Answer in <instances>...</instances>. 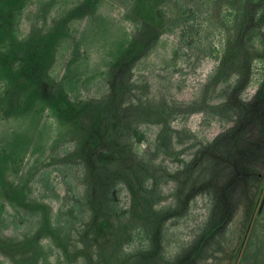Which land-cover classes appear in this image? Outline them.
Listing matches in <instances>:
<instances>
[{
  "label": "rangeland",
  "instance_id": "374dc122",
  "mask_svg": "<svg viewBox=\"0 0 264 264\" xmlns=\"http://www.w3.org/2000/svg\"><path fill=\"white\" fill-rule=\"evenodd\" d=\"M58 21L64 113L0 184V264H264V0H25L11 23ZM3 86L0 151L29 121Z\"/></svg>",
  "mask_w": 264,
  "mask_h": 264
},
{
  "label": "trees",
  "instance_id": "16d2710c",
  "mask_svg": "<svg viewBox=\"0 0 264 264\" xmlns=\"http://www.w3.org/2000/svg\"><path fill=\"white\" fill-rule=\"evenodd\" d=\"M23 3L25 0H0V80L4 82L2 97L4 101H20L12 103L10 112L28 117L30 121L25 130H12L9 139L1 147L0 184L7 171L17 170L29 146V131L35 126L41 111L50 107L58 117L64 113V107L56 100V93H46L44 87L49 56L67 31L62 30L61 21H58L46 31L25 41L15 39L12 16L15 8L22 7Z\"/></svg>",
  "mask_w": 264,
  "mask_h": 264
},
{
  "label": "water",
  "instance_id": "95a60500",
  "mask_svg": "<svg viewBox=\"0 0 264 264\" xmlns=\"http://www.w3.org/2000/svg\"><path fill=\"white\" fill-rule=\"evenodd\" d=\"M263 200H264V195H263V197H262V201H261V204H262Z\"/></svg>",
  "mask_w": 264,
  "mask_h": 264
}]
</instances>
